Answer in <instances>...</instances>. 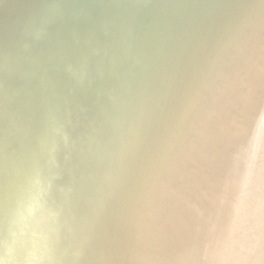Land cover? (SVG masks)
<instances>
[{"label": "water", "instance_id": "water-1", "mask_svg": "<svg viewBox=\"0 0 264 264\" xmlns=\"http://www.w3.org/2000/svg\"><path fill=\"white\" fill-rule=\"evenodd\" d=\"M2 31L0 264H264V133L231 179L264 0H0Z\"/></svg>", "mask_w": 264, "mask_h": 264}, {"label": "bare ground", "instance_id": "bare-ground-1", "mask_svg": "<svg viewBox=\"0 0 264 264\" xmlns=\"http://www.w3.org/2000/svg\"><path fill=\"white\" fill-rule=\"evenodd\" d=\"M0 42H2L3 45H6L8 42L5 40V38L3 39V31L0 32ZM246 124L247 125L244 126L243 128L240 127V129L237 132L235 131V129L232 130L233 132L231 131L232 132L231 136L235 135V137L232 139L234 141L233 142L234 145H236L238 148L241 147L240 149H243L244 145L247 144L246 147L248 148L246 151H244V154H243V166L242 165L240 166V171L238 172V174H236L231 179L233 180L234 184L237 187H239L243 193L249 194L250 189L256 188L255 187L256 185H254V184H256V182L258 181V179H259L258 176H260V173H261L260 172L261 168L260 167L258 168V166H260V163L258 161H253V153L250 155V151L253 150V147H254L253 143L255 142L254 144H256V145L258 143V142H256L257 136L260 139L261 133H264V116L254 117L250 120V122H248ZM221 133H223V131ZM219 136L213 144H215L219 140V138L221 137V136L220 137ZM224 138H225V136H224ZM222 142H224L223 146H225V149L229 150L227 147V144L230 143V140L226 139V141H225V139H224ZM249 155H250V157H249ZM212 176L213 175L210 172L206 173L204 175V179L207 178V180H209V178ZM209 186H212V184L211 183L206 184L207 189H209ZM192 193L196 194L197 192H195V190H193ZM186 212L187 211H185V213ZM186 214H190V218H192L194 216L191 211L187 212ZM228 240L224 239L225 243H227ZM250 240H253V239H250ZM208 245L209 246H207V244H204L202 247L201 253L203 256H207V252H208L207 249H210L208 252L209 256L214 255L213 250H218L217 244L215 241L214 242L211 241ZM223 245H224V243H223ZM249 246L251 247L252 245L250 244ZM211 247H214V249L212 250ZM245 249H246L245 246H233V248H230V252H228V256H230L231 258H235L236 256H238V258H240V255L242 254V252H247V250H245ZM191 252H192L191 247H185V248H183L182 253L186 254V257H187L188 255H191L190 254ZM171 255H172V253H171ZM225 255H227V253ZM234 262H232V263H234Z\"/></svg>", "mask_w": 264, "mask_h": 264}]
</instances>
